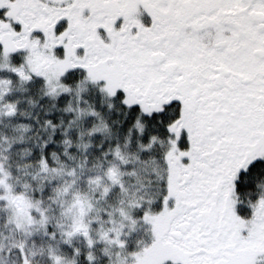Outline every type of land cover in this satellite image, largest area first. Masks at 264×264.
I'll use <instances>...</instances> for the list:
<instances>
[{
  "label": "snow or ice",
  "instance_id": "obj_1",
  "mask_svg": "<svg viewBox=\"0 0 264 264\" xmlns=\"http://www.w3.org/2000/svg\"><path fill=\"white\" fill-rule=\"evenodd\" d=\"M0 124V264H264V0H0Z\"/></svg>",
  "mask_w": 264,
  "mask_h": 264
},
{
  "label": "rangeland",
  "instance_id": "obj_2",
  "mask_svg": "<svg viewBox=\"0 0 264 264\" xmlns=\"http://www.w3.org/2000/svg\"><path fill=\"white\" fill-rule=\"evenodd\" d=\"M144 20L145 22H147L148 20V17L146 16V14L144 15ZM21 168V167H20ZM23 170V168H21ZM24 171H27V170H23L13 181H11L10 183H16L17 181L20 183V184H26V183H30V181L26 180L24 178ZM31 172L33 173H37L38 170H32ZM89 179H95V177H89ZM43 183V181L40 179L39 175H36V184H41ZM63 186V182H61L60 185H52L51 186V192H49L47 195L49 196H52L56 191H58V189L60 187ZM91 187L90 185H85L83 191L80 193L81 195H83L84 193H87L88 195H91ZM105 187V185H101V191L103 190V188ZM14 197H24L25 199V202H31L33 204H35L36 200L39 199V197L36 198V200H33L32 197H31V194L30 192L28 191H24V190H16L13 194H12ZM67 207V206H66ZM9 208H11V205H9ZM8 219L9 220H12L14 221L15 223H22V220H23V217L21 215V209L19 208H16V209H11L9 212H8ZM9 236H11V233L9 234ZM22 239V236H16L14 241L13 240H9L8 242H15V243H19L20 240ZM5 243V240L3 238V236H0V244H4ZM29 247L31 248L32 247V243L31 241L29 242ZM39 248V244L37 243L36 244V248L34 250H38ZM170 262V261H169ZM33 264H36V261H33Z\"/></svg>",
  "mask_w": 264,
  "mask_h": 264
},
{
  "label": "trees",
  "instance_id": "obj_3",
  "mask_svg": "<svg viewBox=\"0 0 264 264\" xmlns=\"http://www.w3.org/2000/svg\"><path fill=\"white\" fill-rule=\"evenodd\" d=\"M34 94H35V89H33V91L29 92V93H23V94L15 93V95H22L24 97H27V96H30V95H34ZM21 108L22 109L28 108L27 103H22L21 104ZM3 130H4V125L0 124V132H2ZM20 134L21 133H19V132L15 133V134L10 133V137H12L14 135H20ZM97 139H99V137H97ZM84 142L85 141H80L81 144L84 143ZM75 155L79 156V153H75ZM65 164H67V167L69 169L72 167L71 163H68V162L64 161L63 159H60L59 162L56 165H54V167L60 168L61 166H64ZM18 166L23 168V170H27V171L37 170L35 168V166L33 165V162L31 160H29V161L20 160V161H18ZM167 264H171V262H167Z\"/></svg>",
  "mask_w": 264,
  "mask_h": 264
}]
</instances>
